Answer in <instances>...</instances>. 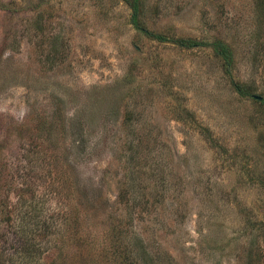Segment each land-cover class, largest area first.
Instances as JSON below:
<instances>
[{"label":"rangeland","instance_id":"374dc122","mask_svg":"<svg viewBox=\"0 0 264 264\" xmlns=\"http://www.w3.org/2000/svg\"><path fill=\"white\" fill-rule=\"evenodd\" d=\"M127 2L0 0V264H264V0Z\"/></svg>","mask_w":264,"mask_h":264},{"label":"trees","instance_id":"16d2710c","mask_svg":"<svg viewBox=\"0 0 264 264\" xmlns=\"http://www.w3.org/2000/svg\"><path fill=\"white\" fill-rule=\"evenodd\" d=\"M128 6L131 10V24L134 27H138L139 24V16H140V11H141V0H128ZM154 39H156L159 42H167L168 40L163 38L160 35H154L152 36ZM174 44H177L178 47L183 48V49H194V48H200L204 47L206 45H210L212 47V50L214 54L221 58L224 62V68L227 74H230V68H231V63H232V54L229 50V48L220 41H214L211 44H204L202 42H197L195 40L191 39H178V40H173ZM233 87L235 89V92L238 93L240 97H248L249 92L245 90V88L237 83H233ZM257 102L260 103L264 107V99L260 98L257 99ZM74 145L80 149V151L83 153L86 150V139L82 133L78 134L74 140ZM37 229V228H36ZM35 230V229H34ZM34 230H26L25 236L22 237V239L15 240L16 246L19 248L20 253L22 255L23 259H26L27 261L31 262L35 259L36 251H37V244L35 241L33 242L34 238ZM18 233H23L22 231ZM31 233V235H30ZM33 237V238H32ZM26 260H23L26 262Z\"/></svg>","mask_w":264,"mask_h":264},{"label":"water","instance_id":"95a60500","mask_svg":"<svg viewBox=\"0 0 264 264\" xmlns=\"http://www.w3.org/2000/svg\"><path fill=\"white\" fill-rule=\"evenodd\" d=\"M258 99H260V97H257Z\"/></svg>","mask_w":264,"mask_h":264}]
</instances>
